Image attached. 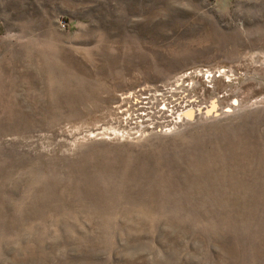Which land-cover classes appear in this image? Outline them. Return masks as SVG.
Wrapping results in <instances>:
<instances>
[{
  "label": "rangeland",
  "instance_id": "rangeland-1",
  "mask_svg": "<svg viewBox=\"0 0 264 264\" xmlns=\"http://www.w3.org/2000/svg\"><path fill=\"white\" fill-rule=\"evenodd\" d=\"M0 264H264V0H0Z\"/></svg>",
  "mask_w": 264,
  "mask_h": 264
}]
</instances>
